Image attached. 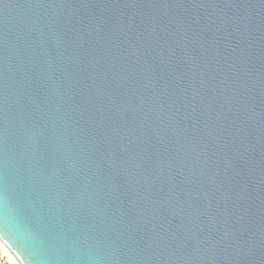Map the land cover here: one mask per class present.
<instances>
[{"label":"water","instance_id":"1","mask_svg":"<svg viewBox=\"0 0 264 264\" xmlns=\"http://www.w3.org/2000/svg\"><path fill=\"white\" fill-rule=\"evenodd\" d=\"M0 242L264 264V0H0Z\"/></svg>","mask_w":264,"mask_h":264},{"label":"built area","instance_id":"2","mask_svg":"<svg viewBox=\"0 0 264 264\" xmlns=\"http://www.w3.org/2000/svg\"><path fill=\"white\" fill-rule=\"evenodd\" d=\"M0 264H18L10 252L0 242Z\"/></svg>","mask_w":264,"mask_h":264}]
</instances>
